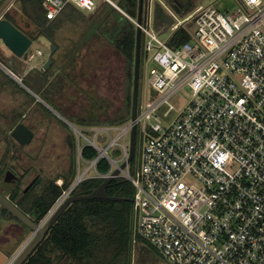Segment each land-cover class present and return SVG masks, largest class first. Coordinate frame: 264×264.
Instances as JSON below:
<instances>
[{"label": "built area", "instance_id": "obj_1", "mask_svg": "<svg viewBox=\"0 0 264 264\" xmlns=\"http://www.w3.org/2000/svg\"><path fill=\"white\" fill-rule=\"evenodd\" d=\"M156 1L171 19L157 30L166 29L164 39L151 27L154 0H143L140 23L118 8L140 30L142 53H152L150 62L158 66L147 68L135 120L74 130L77 176L38 225L80 182L105 180L127 162L134 126V172L129 162L120 175L135 190L133 246L150 247L166 264H264V0H233L234 10L225 13L200 5L176 22L171 4L165 0L169 10ZM68 4L90 13L99 6L96 0L41 1L48 20ZM180 28L190 41L171 47ZM0 70L16 78L1 61ZM182 90L190 97L179 109ZM99 135L108 142L105 148ZM84 145L97 157L84 160ZM99 159L109 163L108 173L95 171Z\"/></svg>", "mask_w": 264, "mask_h": 264}, {"label": "rangeland", "instance_id": "obj_2", "mask_svg": "<svg viewBox=\"0 0 264 264\" xmlns=\"http://www.w3.org/2000/svg\"><path fill=\"white\" fill-rule=\"evenodd\" d=\"M96 1L98 5L103 3L102 0ZM112 1L116 5L118 0ZM157 2L158 1L154 0L151 7L153 22L151 27L154 30L155 10L156 7L159 6ZM162 2L164 6H167L168 9L171 10L165 0H162ZM209 4H212L221 13L232 12L235 7L233 0H193L192 7L183 10L180 14L174 13L177 19L173 21L183 20L192 13L194 7L200 5L207 6ZM116 7L118 6L116 5ZM78 10L81 12V15L72 14V19L55 31L54 42H50L42 36H38V30L32 25L29 27L28 32H31L34 40H32L33 44L28 54L31 53L32 56L36 51H39L41 57L35 60L31 58L33 61L31 64V71H28L26 77L28 79L27 81H29V83L31 81V83L28 84L27 81H25V83L29 85L30 88L28 89L37 95L40 100L33 97L26 89L20 86H9L8 84L10 81L0 72V145L12 144L9 135L13 128L19 123L25 124L27 127L31 128L33 132L31 141V170L30 174L27 176V183L38 176L40 185H45L55 180L54 183L61 186L63 184L62 177L68 174L72 163L75 164L76 162L73 149L74 143H77L76 134L74 130L60 118L62 115L61 111L45 96L44 90L50 86L49 81L51 83L55 80V75L59 69H61L65 48L73 43L76 44L75 42H81V40L85 38L87 35L85 29L88 27L90 20L97 14L80 9ZM5 13H9L10 16L20 21V25L28 22L22 13L18 0H0V18ZM155 31L161 39L167 36L166 29ZM102 36L105 37L104 35ZM102 36H94L97 40H90L88 44L85 45L84 51L82 52V67L74 71V86L72 87L73 91H71L72 97L63 105L67 109L65 112H68L71 117L75 118L70 120V124L76 128H85V126H81V121L79 119L96 122L94 123L96 126H104L108 124V120L114 118L122 108L125 97L124 86L122 84V82H124L125 62L123 57L115 53L113 48ZM52 44L56 46V50L52 56L53 62L46 69V71L48 70L50 73L49 75L46 74V76H43V66L47 60ZM76 47L77 46H75V48ZM6 54L7 50L0 43V61L3 63L5 62L4 56ZM151 55L152 53H149L148 57H145L141 49L139 94L141 89H145L147 68L158 67L157 64L150 62ZM133 61L131 63L132 73ZM21 65L22 69L26 68V65H23V63H21ZM78 73L80 75H78ZM63 74L66 75V71L63 72ZM54 87L58 90L61 88V85L56 83ZM57 93L58 92L53 88H50L46 95H50V97L54 98L58 95ZM189 97V92L187 90H182L179 93V102L176 103L177 108L181 109ZM58 100L60 101L57 97V103H60ZM91 100L97 101L99 105L101 104V108L99 109L98 106L93 105ZM46 105H49L51 109ZM97 141L102 148H105L108 144L104 136L101 135L97 137ZM80 142L83 144L84 140L81 139ZM138 151V142L136 140L135 157L138 156ZM109 155L116 158V150L109 151ZM23 163L24 167L29 164L28 162ZM84 167L85 165H82V168ZM21 170L23 169L20 168V171ZM59 182H61V185H59ZM34 190L38 191V187H35ZM12 226V224L7 225L8 228ZM21 227L22 226L19 225V230L23 229ZM5 229L7 230V228ZM31 235L32 232H25L19 243L12 248L11 253L13 254L21 251L26 242L31 238ZM0 244L6 248L3 241L0 240ZM1 245L0 249H3ZM141 247H133V264H162L160 258L151 252L149 253L152 259L151 263L149 261H144V259L142 260L141 257L146 253L142 254L141 251L144 249L148 251L149 248H144L145 245Z\"/></svg>", "mask_w": 264, "mask_h": 264}, {"label": "trees", "instance_id": "obj_3", "mask_svg": "<svg viewBox=\"0 0 264 264\" xmlns=\"http://www.w3.org/2000/svg\"><path fill=\"white\" fill-rule=\"evenodd\" d=\"M41 1L18 0L22 13L28 21L26 24L20 25L21 22L10 16L9 13H5L3 18L24 32L31 40L34 39L31 33H28L25 29L26 25L28 27L32 25L37 29L38 36L54 42L55 31L60 29L64 23L70 21L72 14L81 15V12L76 7L68 4L56 18L48 20L46 11L41 6ZM116 5L130 17L137 16L138 0H118ZM96 13L91 21L94 24L93 31L104 35L107 43L115 53L123 57L125 62L124 82H122L125 97L122 108L114 118L108 120V124L121 125L126 123L130 117V94L133 80L131 63L134 60L136 28L107 2L99 5ZM158 18L160 26L167 25L170 22V18L161 9H159ZM172 38L171 47L190 41V36L184 28H180ZM91 101L93 105L98 106L99 109L101 108L102 105H99L97 101ZM79 120L81 125L96 126L94 125L96 122H89L85 119ZM73 149L76 159L77 143H74ZM81 155L84 160L91 161L97 157L98 153L91 146L84 145L82 146ZM136 158L134 153V157L129 164V170L132 174ZM109 169L110 165L105 159L98 160L96 172L105 174L108 173ZM76 176L77 164L75 162V164L72 163L68 174L62 177L63 184L61 186L55 184V180L45 185H40V180H37L31 187L30 192L23 195L19 200L20 210L28 214L33 222L39 224L62 191L72 185ZM103 181L104 179L101 178H87L74 188L72 195H88ZM35 187H38V191L34 190ZM134 191L133 186L127 179L118 176L106 187V193L110 197L121 198V201L85 200L70 204L23 264H133V204L131 200ZM144 248L149 249L148 251L142 250V254L146 253L145 255H147L151 252L159 257L150 247L145 245Z\"/></svg>", "mask_w": 264, "mask_h": 264}, {"label": "water", "instance_id": "obj_4", "mask_svg": "<svg viewBox=\"0 0 264 264\" xmlns=\"http://www.w3.org/2000/svg\"><path fill=\"white\" fill-rule=\"evenodd\" d=\"M171 2V8L176 13H181L183 10L192 7L189 3H180L178 0H167ZM188 2V1H187ZM143 0H138V11H137V22L141 21ZM118 10V7L113 6ZM160 7H156L155 18H154V28L159 30L160 22L158 18V12ZM170 23V22H169ZM168 25V23H167ZM162 31V30H161ZM0 43L5 49H7L16 59H23L26 53L29 51L33 41L21 30L15 27L11 22L4 18H0ZM56 46L51 45L50 52L48 54L47 60L43 66V71L46 70L52 63V56ZM140 54H141V34L140 30L136 28L135 36V51H134V61H133V80H132V91H131V108H130V119L135 120L136 108L138 101V89H139V72H140ZM3 63V62H2ZM8 68L11 66L4 62ZM23 87L24 85L21 84ZM33 97L38 98L37 95L31 92ZM64 119V118H63ZM66 121V120H65ZM68 125L75 130L76 128L66 121ZM11 138H13L17 143L21 145L28 144L33 138V132L23 123L17 124L10 133ZM135 153V127L133 126L130 133L129 142V156L127 162L122 163L119 168L115 169L111 175L106 178L95 190H93L88 195H71L66 198L63 203L56 209V211L50 216L43 226H40L33 222L28 216H26L17 207L12 205L7 199L0 195V205L6 209L13 217H15L21 224L27 227L31 232V240L25 244V246L20 251L16 260L12 264H23L27 257L35 250L38 244L43 240L45 234L48 232L50 227L56 222L63 211L72 203L85 201V200H109V201H121V198L110 197L106 193V187L109 183L116 177L121 175V172L125 169L127 163L131 162ZM132 201V200H131ZM7 256L0 251V264H4L7 260Z\"/></svg>", "mask_w": 264, "mask_h": 264}, {"label": "flooded vegetation", "instance_id": "obj_5", "mask_svg": "<svg viewBox=\"0 0 264 264\" xmlns=\"http://www.w3.org/2000/svg\"><path fill=\"white\" fill-rule=\"evenodd\" d=\"M180 3H189L193 5V0H178ZM188 1V2H187ZM169 4H171L170 1H168ZM90 29L94 27V24H91ZM87 37H89V34L85 36L81 42H78V47H81V50L79 51L78 55V66L72 67L71 70L64 75L63 72H65V65L61 63V69L57 72L55 75V80L50 83L46 90H44L45 96L50 99L54 105H57L59 107H62L65 105V102L72 97L71 91H73V75L74 71H76L77 68L82 67V49L85 48V45L88 44L89 41H87ZM77 49V48H76ZM5 62L8 63L10 66H15L16 61L11 59H5ZM53 62V61H52ZM63 62V61H62ZM18 66V65H17ZM79 70V69H78ZM43 75L46 76V74L49 75V71L44 70ZM80 73V72H79ZM78 73V75H80ZM53 77V76H52ZM56 83H59L61 85V88L57 90V88L54 87ZM53 88L56 92H58L57 96L52 98L48 94V89ZM51 92V91H50ZM57 97L60 99V103H57ZM65 107V106H63ZM67 109L64 110V113L69 114ZM29 128V127H28ZM31 130V128H29ZM10 139L12 140V144L7 145H0V195H2L5 199H7L12 205L17 207L19 210V200L22 198L23 195L30 192L31 187L36 183L38 180V176H36L32 181H27V176L30 174L31 170V141L28 144L21 145L17 143L11 136L9 135ZM23 162H28L29 164L24 167ZM20 168L23 170L20 171ZM21 211V210H20ZM25 214V213H24ZM28 216V214H25ZM29 217V216H28ZM30 218V217H29ZM31 219V218H30ZM16 221V222H15ZM12 224L13 226L11 228H8L7 225ZM17 224V225H15ZM19 225H21L23 228L22 230H19ZM6 226V227H5ZM7 228V230L5 229ZM9 229V230H8ZM25 232L31 233V231L25 227L23 224H21L15 217H13L6 209H4L0 205V240L5 243L6 248L3 247V249H0L1 252H3L7 257L12 254V248L15 247L21 238L24 236ZM2 233V234H1ZM31 240V238L26 242V244ZM141 259L144 261H149L151 263L152 259L149 254L144 255L141 257ZM160 262L162 264H166L161 258Z\"/></svg>", "mask_w": 264, "mask_h": 264}, {"label": "crops", "instance_id": "obj_6", "mask_svg": "<svg viewBox=\"0 0 264 264\" xmlns=\"http://www.w3.org/2000/svg\"><path fill=\"white\" fill-rule=\"evenodd\" d=\"M112 1V0H111ZM113 2V1H112ZM114 3V2H113ZM94 13H96V12H94ZM93 13V14H94ZM2 18H3V16H2ZM91 21H92V19L90 20V22H89V24H88V27L85 29L86 30V34H89V37H87V41H90V40H97L94 36H102L101 34H100V32H96V31H93V28H92V30L90 29V27H92V26H90L92 23H91ZM25 29L28 31L29 30V27H28V25H26V27H25ZM28 33H31V32H28ZM103 37V36H102ZM104 39H105V37H103ZM31 39V38H30ZM106 40V39H105ZM76 44H72V45H68L66 48H65V50H64V52H63V64L65 65V71L68 73L70 70H71V68L72 67H75V66H78V63H79V60H78V55H80L79 54V51L78 50H81V47L79 48L78 46V43L77 42H75ZM33 44V43H32ZM72 46V47H71ZM75 46H77L76 48H75ZM75 48V49H74ZM30 49H31V47H30ZM29 49V50H30ZM74 49V50H73ZM7 50V49H6ZM83 51H84V47H83V49H82ZM82 51V52H83ZM6 55H7V57H6ZM5 56H4V58L5 59H11V60H15L16 61V65L15 66H11L10 68H11V70L15 73V76H16V78L15 79H13V78H11V77H9L8 75H6L3 71H1L0 70V72L2 73V75L3 76H5L6 78H7V80H9L10 82H9V86L10 85H17V86H20V87H22V88H24V89H26L30 94H31V91L28 89V88H30L29 87V85L28 84H30L31 83V81H30V83H29V81H27L28 79L26 78L27 77V74H28V71L30 72L31 71V64L33 63V61L31 60V58H33L34 60L35 59H37V58H40L41 57V55H38V52L36 51L32 56H31V53H29L28 54V52L26 53V56L23 58V59H16L8 50H7V54H6ZM3 58V59H4ZM26 58V59H25ZM1 59V58H0ZM21 63H23V65H26V68L24 69H22L21 67H22V65H21ZM18 65V66H17ZM33 67V66H32ZM33 69H34V67H33ZM16 71V72H15ZM21 81V83L24 85V87L22 86V85H20L19 83H18V81ZM25 81H27V83H25ZM54 104V103H53ZM49 109H51V107L49 106V105H46ZM57 108H59V110L61 111V113H62V115H61V119L62 120H64L65 121V119H67L68 120V122L70 123L71 121V119L73 120V119H75V118H73V117H71L69 114H66V113H64V110L66 109L65 107H59V106H57V105H55ZM57 115V114H56ZM58 116V115H57ZM63 118H65V119H63ZM66 120V121H67ZM66 121H65V123H66ZM67 125H68V123H66ZM81 126H84V125H81ZM90 127H93V126H88V125H85V128H79V129H87V128H90ZM76 128V127H75ZM137 247L138 246H143L142 244H137L136 245Z\"/></svg>", "mask_w": 264, "mask_h": 264}]
</instances>
